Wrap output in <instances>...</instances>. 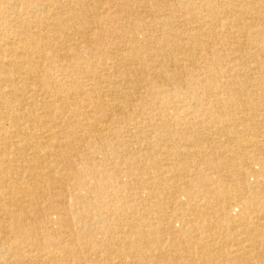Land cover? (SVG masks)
I'll return each mask as SVG.
<instances>
[{
  "label": "bare ground",
  "instance_id": "obj_1",
  "mask_svg": "<svg viewBox=\"0 0 264 264\" xmlns=\"http://www.w3.org/2000/svg\"><path fill=\"white\" fill-rule=\"evenodd\" d=\"M0 24V264H264V0H0Z\"/></svg>",
  "mask_w": 264,
  "mask_h": 264
},
{
  "label": "rangeland",
  "instance_id": "obj_2",
  "mask_svg": "<svg viewBox=\"0 0 264 264\" xmlns=\"http://www.w3.org/2000/svg\"><path fill=\"white\" fill-rule=\"evenodd\" d=\"M103 18H104V14H102L101 15ZM9 18V20H10V22H12V24H13V26H14V28H15V26H16V23H15V20H14V18L12 17V16H8ZM107 29H109V28H111V24H110V22L109 23H107ZM3 32V33H2ZM98 34H105V30H102V28L101 29H99L98 30ZM0 35H2V36H0V44L2 43L4 46L3 47H7V46H10L11 45V43L12 44H14V46H16V47H19L20 46V41H19V39H20V37H19V35H17L16 34V32H15V30L13 29L11 32H9V29H5V28H3L2 26H1V24H0ZM11 36H12V38H11ZM14 37V38H13ZM17 37V38H16ZM12 39V40H11ZM18 39V40H17ZM10 40L12 41L11 43H10ZM15 40H16V42H15ZM8 43H10V44H8ZM57 103H59V101H56ZM56 104V103H55ZM63 119V118H62ZM59 120V119H58ZM74 125L72 124L71 125V127H73ZM232 209H233V213L234 212H236V207L235 206H233L232 207ZM54 216V215H53Z\"/></svg>",
  "mask_w": 264,
  "mask_h": 264
}]
</instances>
